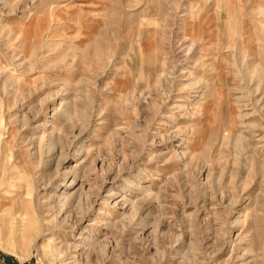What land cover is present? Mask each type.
I'll return each mask as SVG.
<instances>
[{"label": "rangeland", "instance_id": "rangeland-1", "mask_svg": "<svg viewBox=\"0 0 264 264\" xmlns=\"http://www.w3.org/2000/svg\"><path fill=\"white\" fill-rule=\"evenodd\" d=\"M0 264H264V0H0Z\"/></svg>", "mask_w": 264, "mask_h": 264}, {"label": "bare ground", "instance_id": "bare-ground-1", "mask_svg": "<svg viewBox=\"0 0 264 264\" xmlns=\"http://www.w3.org/2000/svg\"><path fill=\"white\" fill-rule=\"evenodd\" d=\"M181 45H182V44H181ZM181 48H184V47H181ZM185 49H186V48H185ZM189 49H190V48H189ZM189 49H188V50H189Z\"/></svg>", "mask_w": 264, "mask_h": 264}]
</instances>
